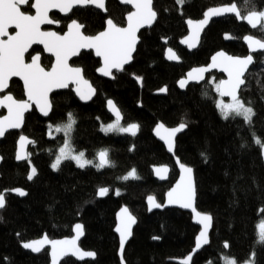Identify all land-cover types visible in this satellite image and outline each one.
<instances>
[{
  "label": "trees",
  "instance_id": "1",
  "mask_svg": "<svg viewBox=\"0 0 264 264\" xmlns=\"http://www.w3.org/2000/svg\"><path fill=\"white\" fill-rule=\"evenodd\" d=\"M228 4H236L242 17L253 10L264 11V0H186L183 5L176 0H154L158 21L153 29L141 33L133 64L123 73H114V81L97 76L101 64L93 53H83L73 63L83 68L97 90L91 104L80 103L69 89L52 96L53 111L48 119L36 110L27 115L23 133L35 140L29 150L31 164L15 162L20 134L9 133L0 141V193L20 188L28 194L25 199L6 196L7 206L0 213V264H50L48 250L34 256L22 248V243L45 234L51 239L72 237L78 223L84 225L86 234L81 247L94 251L96 260L78 263L69 258L62 264H121L115 228L117 213L124 205L138 220L125 250L126 264H173L170 259L190 255L200 231L192 223V216L175 209L149 214L146 206L150 195L163 204L179 176L174 158L153 135L159 122L168 127L187 124L188 130L177 139L176 157L195 170L197 209L213 217L210 245L192 264H226L227 259L245 264L253 252L255 264H264V244L257 243L258 225L264 221V161L252 135L254 132L264 142V54L255 57L240 97L246 104L251 102L256 112L251 125L241 118L222 119L216 108L220 97L213 81L218 83L223 76L213 74L203 85L191 86L184 93L177 87L189 70L207 65L221 50L233 56L248 55L244 36L252 34L264 40V29L252 32L244 22L227 17L211 23L194 53L180 46L187 35L188 19H203L210 8ZM130 11L117 0H107V15L87 7L74 10L69 18L55 16L60 21L56 31L63 34L71 19H77L84 25L86 35H96L105 29L107 18L125 26ZM168 47L178 53L182 64L165 60ZM35 51L43 55L42 63L49 69L53 60L41 49ZM133 77L143 80L142 87ZM164 87L168 88L167 96L154 95ZM10 92L18 100L25 99L18 81L12 82ZM108 100L120 108L124 125L139 124L136 136L101 131L102 125L114 122L107 111ZM68 113L76 120L69 134L71 149L83 151L91 160H96L99 151L108 149L115 167L81 169L74 161H65L59 170L51 168L65 140V134L54 128L67 122ZM32 164L37 175L29 181ZM153 166L170 167L169 182H157ZM133 168L140 179L123 180ZM100 187L110 189L103 200L96 194ZM116 189L120 190L119 196ZM225 242L229 247H224Z\"/></svg>",
  "mask_w": 264,
  "mask_h": 264
},
{
  "label": "snow or ice",
  "instance_id": "2",
  "mask_svg": "<svg viewBox=\"0 0 264 264\" xmlns=\"http://www.w3.org/2000/svg\"><path fill=\"white\" fill-rule=\"evenodd\" d=\"M124 4L131 5L134 11H130L126 16V26H120L112 18L106 19V27L96 35H86L82 31L84 25L78 22L77 19H71L66 25L67 30L60 34L56 31H44L43 25H59L60 21L54 20L49 13L52 9H58L61 13H71L74 8L94 6L96 9L107 11L105 7L106 0H0V93H3L8 87L9 82L13 77H18L23 81L25 95L27 99L18 100L11 93L0 96V108L7 109V115L0 117V138H3L11 129H20L23 126L25 113H27L33 104L44 115L48 116L52 109V103L49 99V94L54 89H66L70 84L76 85L75 91L81 100H88L95 94V89L83 77V69L73 67L69 64V60L81 54L82 50L93 49L97 57L102 58L103 64L98 69L105 77L115 79L113 70L122 72L125 70V65L129 64L133 59V53L136 50L138 43V31L145 27L151 26L157 19V12L153 7V0H122ZM186 0H176L178 5H183ZM247 3V0H245ZM29 5L34 14H29L22 10V6ZM235 13L238 19L246 20L253 28H257L259 24L261 29H264V11H251L246 16L241 17L237 11L236 4L224 8H210L204 12V18L198 21L192 19L187 20L190 26V35L181 41L189 48L197 46L200 33L204 26L212 17H219L224 14ZM10 28H14V34L9 32ZM226 38H232L226 36ZM243 40L247 43L249 54L244 57L231 56L221 51L214 55L212 63L208 67L193 69L187 74L188 79L180 80L181 88L191 81L199 83L204 80V73L210 71L211 68H219L227 74L226 80H220L218 83L213 81L214 88L220 99L216 101V108L219 110L222 119L241 118L247 125H251L253 117L256 115L251 102L247 104L240 98L239 92L246 85V73L249 71L250 65L254 63L253 53L260 52L264 54V41L254 39L253 36H244ZM33 45H42L45 52L50 53L54 57L50 70H46L41 66V57L39 54L31 56V62H26L25 55ZM169 60L179 61L180 57L172 48L167 50ZM264 63V61H261ZM141 80L140 77H136ZM207 96V93H205ZM224 97H229L230 101L225 102ZM109 108L115 113V121L107 125L101 126V131L105 134H129L136 136L139 131V124L129 123L124 125L121 123L122 117L119 109L112 100L107 101ZM76 120L72 113L67 114V122L57 124L54 128L55 132L65 134L63 146L58 150L54 162L51 164L53 170H59L60 166L65 161H74L78 168L86 166L95 167L98 171L105 167H115V164L109 159V150L103 149L97 153L96 160L85 158L83 151L76 152L70 149V133ZM49 127H52L51 125ZM187 124L180 122L178 126L166 127L163 123L157 125L155 134L163 140L168 150H174L175 137L178 133L185 130ZM253 140L262 150L264 155V142L253 132ZM25 135L19 136L18 150L15 154L17 161H28L31 164L29 157L30 152L26 151L28 144H34ZM134 145L131 150H134ZM202 155H204L202 153ZM3 157H0L2 160ZM207 157L205 156V160ZM177 163H180L179 160ZM181 176L177 184L167 193V204H178L182 208H192L196 216L199 217L198 224L202 225L199 236L196 239V248L209 243L208 234L213 226V218L209 214L197 212L193 207L195 198V186L193 182L191 167H187L180 163ZM155 174L164 179L168 172L166 166L156 167ZM37 175V169L32 166L27 176L29 181ZM123 180L140 179L136 169L130 170L125 175ZM7 191V190H6ZM14 191L19 196L23 197L27 193L15 188ZM108 187H100L97 191L99 197H104L109 194ZM115 194L119 196L120 190L116 189ZM149 211L153 208H161L162 205L155 201L152 196L148 197ZM6 207V196L0 193V209ZM119 225L115 231L119 233V252L121 255V264H124L123 253L125 250L126 241L132 235V225L136 223V218L131 214L127 207H123L118 214ZM258 240L257 243L264 244V221L258 225ZM76 236L72 239L64 240H49L47 236L42 239L23 243L25 249H30L34 253H40L45 243L51 246L52 264H59V261L68 256L77 257L81 260L84 258H95L94 251L82 250L77 241L83 235V225H75ZM159 239V237H153ZM224 247H229L225 242ZM189 260L192 257L188 258ZM227 264H236L235 260H230ZM245 264H255V253H252V258Z\"/></svg>",
  "mask_w": 264,
  "mask_h": 264
},
{
  "label": "water",
  "instance_id": "3",
  "mask_svg": "<svg viewBox=\"0 0 264 264\" xmlns=\"http://www.w3.org/2000/svg\"><path fill=\"white\" fill-rule=\"evenodd\" d=\"M117 1H118V3H119L121 6L129 7V8L131 9V11H134V9L132 8L131 5L124 4V3L122 2V0H117ZM33 2H34V0H33ZM231 5H232V4H228V5L216 6V7H213V8H224V7H230ZM87 7H92V8H94V9H96V8H95L94 6H92V5H89V6H87ZM87 7H78V8H74L73 11L76 10V9H82V8H87ZM105 7H106V9H107V0H106V3H105ZM153 7H154V0H153ZM236 7H237V11L239 12L240 16L242 17L241 12H240V10H239V8H238L237 5H236ZM96 10L101 11L104 15H107V11H103V10H99V9H96ZM73 11H72V12H73ZM207 11H208V10H207ZM72 12H71V13H72ZM54 13H57V14L61 15V16L64 17V18L70 16V14H71V13H67V14H65V13H61V12H59L58 9H52V10L50 11V13H49V15H50L51 18H52V14H54ZM227 17H235V18L238 20L239 23H243V22H244L245 25H246V26H247L252 32H253V31H256V30H258V29L260 28V26H259V24H258V25H257V28L253 29V28L247 23L246 20L238 19V18L236 17V14H235V13L224 14V15L219 16V17H212V18L209 20V22H208V23L204 26V28L202 29V31H201V33H200V39H199V42H198L197 46L194 47V48H189L186 44H182V43H181L182 40L186 39V38L190 35V26L187 24V21H186V25H187V35H186V36L180 41V46H181L182 48L186 49L189 53H194L195 51H197V50L199 49L200 44H201V41H202V38H203V35H204V33L206 32V30L210 27L211 23H212L213 21L220 20V19H224V18H227ZM203 18H204V17H203ZM188 20H189V19H188ZM192 20H193V19H192ZM200 20H201V19H200ZM157 21H158V14H157V19H156V21H155L150 27H149V26H145V27L141 28V29L138 31L137 36H138L139 39H138V43H137V46H136V50H135V52L133 53V59H132V61H131L129 64L125 65V69L128 68V67H130V66L133 64V62H134V57H135V55H136V52H137L138 46H139L140 43H141V39H140V35H141V33H142L143 31H148V30L153 29L154 26H155V24L157 23ZM193 21H198V20H193ZM79 23H80V22H79ZM125 26H126V25H125ZM46 27H54V28H55L56 25H43V26H42V30H44V28H46ZM12 31L15 32V29H14V28H10V29H9V32L11 33ZM44 31H46V30H44ZM49 31H55V30H49ZM82 31H83V32L85 31V27H83ZM11 34H12V33H11ZM13 34H14V33H13ZM84 34H85V32H84ZM248 35L253 36L254 39H259V38H257L256 36H254V35H252V34H248ZM248 35H246V36H248ZM260 40H261V39H260ZM261 41H263V40H261ZM164 44H165V45H168V41H165ZM243 44L246 46V48H247V50H248V54H249V48H248V45H247V43H246L244 40H243ZM35 48H41V49L43 50V53L45 54V56L52 58V59H53V62H54V57H53L50 53L45 52L44 49H43V46H42V45H33L32 48L29 49V52L26 53V55H25V60H26V62H31V58H30L29 61H28V56H30V54L33 52V50H34ZM168 48H171V47H168ZM168 48H167L166 51H165V60H166L168 63H171V64H176V65L182 64V59H181V58H180L179 61L169 60V59L167 58V56H168V52H167ZM173 51L176 52L174 49H173ZM221 51L225 52V53L228 54V55H231V54H229V53H228L227 51H225V50H221ZM221 51H219V52H221ZM83 53H93V55L95 56V58H96L97 60L100 61V64H101V66H102V64H103L102 58L97 57V56L95 55V51H94L93 49H85V50H82V51H81V54H80L79 56H77V57H73V58H71V59L69 60V64H70L71 66H73V67H80V66H75V65H73V63H74V62H75V61H76V60H77V59H78ZM176 53H177V52H176ZM217 53H218V52H217ZM217 53H216V54H217ZM216 54H214V55H216ZM260 54H261L260 52L253 53V56H254V63H253L252 65H250V67H249V71L246 73V77H247L248 73L250 72L251 68H252V67L254 66V64H255V57H256L257 55H260ZM34 55H36V54H34ZM39 55H40V57H41V61H40L41 66L44 67L43 64H42V60H43V59H42V58H43V57H42V54H39ZM177 55H178V53H177ZM214 55H213V56H214ZM178 56H179V55H178ZM213 56H212V57H213ZM231 56H233V55H231ZM239 57H241V56H239ZM243 57H244V56H243ZM211 63H212V59H210V61H209V63H208L207 65L192 68L191 70H189V71L186 73V75H185L182 79H188L187 74H188L189 72H191L193 69H197V68H201V67H208V66L211 65ZM101 66H100V67H101ZM100 67H99V68H100ZM44 68H45V67H44ZM80 68H82V67H80ZM45 69H46V68H45ZM82 69H83V68H82ZM46 70H50V69H46ZM123 72H124V71H122V72H116L115 70H113V75H114V73H123ZM82 74H83L84 79L87 80L88 83H89V84L95 89V94L91 97V99H88V100H81L80 97L77 95V93H76V91H75L76 85H74V84H70V86H69L68 88H66V89H54V90L49 94V99H50L51 103H52V96H53L54 94H56V93H60V92H65V91H68L69 89H72V92L74 93V95L76 96V98L78 99V101H79L80 103H82L83 105H86V106L89 105V104H91V103L94 101V99L96 98V96H97V90H96V88L93 86V84H92V83H91V82L85 77V75H84V71H83ZM213 74H218V75L223 76V79H222V80H226V79H227V74L224 73V72H222L219 68H211L210 71H207V72L204 73V80L200 81L199 83H197V82H195V81H191V80H189V82L186 84V86H185L184 88H181L179 82H180V80H182V79H180V80L178 81V83H177V87H178V89H179L181 92L184 93V92H186L187 89H188L189 87H191V86H194V85H195V86H201V85H203V84L207 81L208 77L211 76V75H213ZM97 76H98L99 78H101V79H105V80H108V81H114V80H115V79H113V78H111V77H105V76H103L100 72H98V70H97ZM133 78H134V80H136V82L139 84V86L142 87L143 80H142V79H141V80H137L135 77H133ZM14 81H18V82H20V83L22 84V86H23V89H24L23 81H22L20 78H18V77H13V78L10 80V82H9V87H8L3 93H0V96L6 95V94H8V93H11V92H10V89H11L12 82H14ZM245 86H246V85H245ZM245 86H243L242 89H243ZM241 92H242V90L239 92V96H240V97H241ZM24 93H25V89H24ZM11 94H12V93H11ZM167 94H168V88H167V87H164V88H162L161 90H159V91H157V92L154 93L155 96H167ZM12 95H13V94H12ZM13 96H14V95H13ZM14 97H15V96H14ZM15 98H16V97H15ZM16 99H17V98H16ZM25 99H27L26 95H25ZM223 99H224L225 101H230V98H229V97H224ZM112 101H113V100H112ZM113 102H114V101H113ZM114 104L117 106V104H116L115 102H114ZM117 108H118L119 111H120V114H121V117H122L121 123L123 124V123H124V116H123V114H122L120 108H119L118 106H117ZM33 110H36V112H37V113H38L43 119H48V118L51 116L52 111H53V103H52V109H51V111L49 112V115H48L47 117L44 116V115L39 111V109L35 106V104H33L32 107L30 108V110H29L27 113H25V118H24L23 126H22L20 129H11V130H9L8 132H6V134H5V136H4L3 138H0V141L4 140V139L6 138V136H7L9 133H12V132L18 133V134H20V135H25V134L23 133V130H24V127H25V120H26L27 115H29ZM107 111H108V113L111 115L112 119L115 121V113L109 108L108 103H107ZM2 113H3V114H2ZM5 115H7V109H6V108H0V117H3V116H5ZM160 123H162V122H159L158 124H160ZM158 124H157V125H158ZM163 124H164V123H163ZM157 125H156V127H157ZM164 125H165V124H164ZM165 126H166V125H165ZM156 127L154 128V131H153V135H154L155 139H156L159 143H161V144L165 147L167 153H168L170 156H172V157L174 158V160H175V164H176V166H177V170H178V172H179L178 179H177V181L175 182V184L173 185V187H174V186L177 184V182L180 180V176H181L180 163H182L181 160H180L178 157H176V143H177V139H178L181 135H183V134L188 130V127H186L185 130H183L182 132H180V133H178V134L176 135V137H175V144H174V150H173L172 152H170V151L168 150V146H167V144H166L163 140H161L158 136H156V134H155V129H156ZM166 127H168V126H166ZM169 128H171V127H169ZM20 135H19V136H20ZM19 136H18V138H17V143H16V152H17V150H18ZM25 136H27V135H25ZM27 137H28L30 140H32V141L35 142L34 139L30 138L29 136H27ZM34 144H35V143H34ZM34 144H28V145L26 146V151L29 152L30 147L33 146ZM15 154H16V153H15ZM0 157H1V156H0ZM262 158H263V161H264V155H262ZM29 159H30V157H29ZM178 160H179L180 163H177ZM15 162H16L17 164L28 163V161H17L16 159H15ZM2 163H3V159L0 160V168H1V166H2ZM183 164H184V163H183ZM184 165H186V164H184ZM186 166H187V167H190V166H188V165H186ZM156 167H163V166H153V167H151V170H152V173H153V177H154V179H155L157 182L162 183V184H165V183L169 182V180H170V176H171V169H170V167L166 166V167L168 168V172H167L166 174H164V175H165V178H164V179H160V178L155 174L154 169H155ZM191 168H192V167H191ZM192 169H193V168H192ZM192 177H193V182H194V186H195V193H196V194H195L194 201H193V207L196 209L197 212H200V211L197 209V188H196V179H195V170H194V169H193V172H192ZM173 187H172V188H173ZM172 188H171V189H172ZM171 189H170V190H171ZM170 190H169V191H170ZM25 192H26V191H25ZM3 193L5 194V196L12 195V196H16V197H18V198H20V199H25V198L28 196V194H27V195L21 197V196H19L18 194H16L14 191H11V190L4 191ZM26 193H27V192H26ZM167 193H168V192H167ZM167 193H166V195H165V201H164V203L162 204V205H166V206L161 207V208H159V209H157V208H153L151 211H149V203H148V197H149V196L146 198V206H147V209H148V213H149V214H152V213H154V212H163V211H165V210H171V209H175V210L182 211V212L187 213V214H190V215L192 216V223H193L196 227H198V228L200 229V231H201V229H202V225H200V224L197 223V221L199 220V217L196 216V214H195V212H193L192 208H182V207H180L178 204H171V205L167 204ZM150 196L154 197V198H155V201L158 202L155 196H153V195H150ZM106 197H107V195L104 196V197H99V196H98V198H99V199H102V200L105 199ZM158 203H159V202H158ZM6 206H7V200H6ZM123 207H127V208L129 209V207H128L127 205H124ZM123 207H121V208H123ZM5 208H6V207H5ZM5 208H4V209H5ZM4 209H0V213H1ZM120 210H121V209H120ZM120 210H119V212L117 213V226L119 225L118 214L120 213ZM129 211H130V209H129ZM130 212H131V211H130ZM200 213H202V212H200ZM131 214H132V212H131ZM202 214H206V213H202ZM132 215H133V214H132ZM133 216H134V215H133ZM135 218H136V217H135ZM212 218H213V217H212ZM79 224L83 225L82 223H79ZM137 225H138V220H137V218H136V223L132 225V235H131V237L126 241V244H125V250H126V247L128 246V244L131 242V240H132V238H133L134 230H135V228L137 227ZM117 226H116V227H117ZM115 229H116V228H115ZM212 229H213V226H212V227L210 228V230H209V234H208L209 243H208L207 245H204V246H202L200 249H197V248H196V240H195V247H194V249H193V251H192V253H191L190 255H188L186 258L170 259L169 262H171V263H173V264H192L194 258H195L198 254H200L205 248L209 247V245H210V238H211ZM200 231H199V233H200ZM199 233H198L197 237L199 236ZM115 234L117 235V237H118V239H119V233H117V232L115 231ZM85 235H86V234H85V229H84V225H83V235L80 236L79 240L77 241V243H78V245H79V247H80L81 249H82V247H81V243H82V241L84 240ZM44 236H47V235L45 234ZM44 236H43V237H44ZM75 236H76V231H75V227H74V229H73V236H72V237L60 238V239H51V238H49L48 236H47V237H48L49 240H64V239H72V238L75 237ZM43 237L38 238V239H35V240L42 239ZM197 237H196V239H197ZM35 240H32V241H35ZM32 241H30V242H32ZM30 242H24V243H30ZM22 245H23V243H22ZM22 248H23L25 251L31 253V254L34 255V256H38V255L44 253L46 250H48V251H49V257H50V264H52V259H51V255H50V253H51V246H50L49 244H47V242L45 243L44 248H43V250H42L40 253H34V252H32L30 249H25L23 246H22ZM82 250H83V249H82ZM125 250H124V253H123L124 264H126V262H125V258H124V256H125ZM119 257H120V260H121L120 252H119ZM189 257H192V259L189 260V259H188ZM69 258H72V259L76 260L78 263H83V262H86V261H95V260H96V256H95L94 259H93V258H87V257H86V258H84L83 260H81V259H79V258H77V257L68 256V257H64V258H62V259L59 261V264H62L66 259H69Z\"/></svg>",
  "mask_w": 264,
  "mask_h": 264
},
{
  "label": "flooded vegetation",
  "instance_id": "4",
  "mask_svg": "<svg viewBox=\"0 0 264 264\" xmlns=\"http://www.w3.org/2000/svg\"><path fill=\"white\" fill-rule=\"evenodd\" d=\"M31 2H33V0H31ZM22 10L23 11H25V12H27V13H29V14H34V10L29 6V5H25V6H22ZM72 14V13H71ZM70 14V15H71ZM55 16H59V17H62L61 15H59V14H57V13H54V14H52V19H54L55 20ZM70 16H68V17H65V18H69ZM62 18H64V17H62ZM56 27H57V25H56ZM56 27L54 28V27H46V28H44V30H46V31H49V30H55L56 31ZM67 30V29H66ZM57 32V31H56ZM12 34L14 33L13 31L11 32ZM264 41V40H263ZM39 49H41V48H39ZM36 50V48L33 50V52L30 54V56H28V61H29V59L31 58V56L32 55H34V54H41V53H39V52H36L35 51ZM42 50V49H41ZM42 52H43V50H42ZM44 54V53H43ZM45 55V54H44ZM42 57H43V55H42ZM48 58H50V57H48ZM43 59V58H42ZM52 59V58H51ZM53 60V59H52ZM43 61V60H42ZM43 64V63H42ZM44 66V65H43ZM50 69V68H49Z\"/></svg>",
  "mask_w": 264,
  "mask_h": 264
},
{
  "label": "rangeland",
  "instance_id": "5",
  "mask_svg": "<svg viewBox=\"0 0 264 264\" xmlns=\"http://www.w3.org/2000/svg\"><path fill=\"white\" fill-rule=\"evenodd\" d=\"M224 101H225V100H224ZM225 102H229V101H225ZM112 123H113V122H112ZM70 149H71V147H70ZM32 166H34V165L32 164L31 167H32ZM230 260H232V259H227V260H226V264H227V262L230 261ZM236 264H238V263H236Z\"/></svg>",
  "mask_w": 264,
  "mask_h": 264
}]
</instances>
